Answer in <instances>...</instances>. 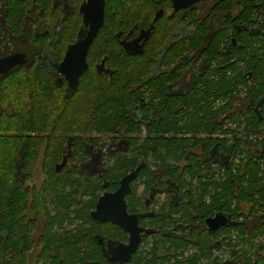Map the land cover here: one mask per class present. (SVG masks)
<instances>
[{"label": "trees", "instance_id": "trees-1", "mask_svg": "<svg viewBox=\"0 0 264 264\" xmlns=\"http://www.w3.org/2000/svg\"><path fill=\"white\" fill-rule=\"evenodd\" d=\"M83 1L69 0V10L60 23L61 32L51 46L52 57L56 62L62 59L66 48L75 42L82 29L79 6ZM239 1V32L232 26L234 21H230L207 40L210 42L208 56L216 60L220 46H225L231 37H235L241 47L232 49L229 57L236 55L238 60L224 67H220V64L210 65L191 93L179 95L174 100L165 97L164 89H157L154 86L155 79H152L150 83L154 82L151 90L165 101L166 107L161 114L160 123L150 124L151 135L147 136L141 149L137 147L140 127L135 122L128 121L125 112L137 104L141 96L138 84L149 75L160 56L158 49L162 47L163 40L174 31V26L169 25L170 19L166 15L155 22L154 32L146 43L142 56L125 54L117 46L115 34L122 32L125 35L129 30L136 31L148 26L159 8L169 9V0H105L104 24L91 46L87 60L90 68L80 78L74 91L66 92L65 82L62 88L57 87L53 80V69L34 64L39 61L37 54L33 55V60L37 61H33L31 66L17 68L6 76L0 75V234L3 236L1 264H26L25 252L32 246L30 230L33 228L31 223H26L23 216L28 206L33 209L41 208L43 195L56 193L61 186L75 184L78 187L81 181H92L88 180V174H82L80 180H73L71 175L66 174L68 172L55 175L51 173L52 168L50 170L45 164V182L38 190L29 187L26 183L33 178L37 156L42 148L47 150L49 157L58 158L67 136L76 141L110 134L131 140L129 144L138 148V155L112 156V166L106 168L104 179L114 181L116 186L120 178L135 169L140 162L146 164L151 153L152 159L160 160L161 163L154 164L155 171L151 174L147 173L149 169L141 172L139 179L144 177L145 181L152 183L154 179L165 175L176 183L178 189L182 190L186 186L191 192L186 197L187 201L183 200L173 207L175 210L172 212L180 214L176 221L194 224L214 215L227 216L232 221V225L224 229L229 241L227 245L242 246L234 255V264H264V239H261L264 237V140L257 139L264 127V102L261 110L253 114L250 110L230 112V102L234 99L232 94L239 87L247 89V95L254 99L257 106L264 99V59L255 55L258 54L257 44L264 48V35L255 39V35L247 29L253 25L255 13H263L264 18V0ZM228 2L230 5H227ZM228 2L221 6L225 12L233 9L232 1ZM1 3H4L5 13L0 17V52L4 50L5 38L10 35L23 37L25 41L38 44V47L40 44L42 48L48 44V36L39 35L41 38L38 39V35L31 33L25 10L33 6L34 11L42 12L47 22L58 20L54 16V0H35L30 3L26 0H1ZM205 29H198V33L190 39V44L175 42L170 49L171 56L167 58L166 66L177 62L186 51H193L204 43ZM260 29L264 32V19ZM157 35L161 37L158 44ZM114 45L117 47H113ZM103 56L107 57V66L114 70L111 82L105 75L94 71V64ZM227 97L229 102L214 111L216 106L213 104ZM173 107L179 108L176 118ZM181 108L183 109L180 110ZM221 112L229 113L226 119L230 118L233 122L241 120L244 123V131L249 135L248 141L237 136V130L225 128L223 122L216 121ZM202 134L207 137L201 138ZM216 134L222 138H211ZM250 136L254 137L252 148L248 143H252ZM77 145H73L74 151ZM153 145L155 146L152 147ZM199 150L201 154L198 155ZM214 150L225 158V163H220L218 171H212L210 166L214 161L209 157ZM201 155L206 157V161L199 159ZM237 156L240 158L238 164H235L233 159ZM171 158H175L177 162L175 167L166 164L167 159ZM229 158L231 159L227 161ZM55 159L52 162L59 160ZM190 161L193 164L188 169L185 164L189 165ZM75 170L77 167L72 171ZM219 172L223 175L222 181L216 178ZM184 173H187L190 180L196 179L197 185L185 182ZM245 205L249 207L248 210H245ZM67 206L68 204L63 205L65 216L57 214L46 218L47 232L39 239L44 247L42 257L45 262L82 264L85 260V264H108L106 260L99 259L98 254L83 259L62 256L59 246L67 245L69 241L64 240L61 243L52 233V229L57 222L67 218ZM77 217L84 218L79 213ZM86 217L90 218L88 214ZM239 217H243V221H238ZM163 218L166 217L162 214L159 219L164 221ZM232 231L241 236L235 244L231 238ZM175 238L170 242L175 252L189 244V239H185L187 237ZM204 238L205 240L201 239L202 247L198 245V255L190 260H177L173 258L174 253L172 264H200L203 258L210 257L212 251L209 243L214 237L208 233ZM87 239L92 241L90 237ZM243 246L247 249H243ZM73 249L71 247L70 251L73 252ZM166 252L169 255V251ZM162 260L164 258L155 259L152 264H162Z\"/></svg>", "mask_w": 264, "mask_h": 264}, {"label": "flooded vegetation", "instance_id": "flooded-vegetation-1", "mask_svg": "<svg viewBox=\"0 0 264 264\" xmlns=\"http://www.w3.org/2000/svg\"><path fill=\"white\" fill-rule=\"evenodd\" d=\"M3 1L5 2L6 0ZM21 1L24 2V0ZM26 1L30 3L35 0ZM230 1H232L233 9L225 12L221 9V6L227 3L228 0H200L193 8L179 11H174L171 0H169V9L164 10L163 8H159L154 13L151 23L148 26L144 28H138V30L136 31H134L133 29L129 30L125 35H122V32H118L115 34L117 46L120 47L125 54L132 56L126 51L128 50L130 52H133L129 49L132 40L138 37L141 31L144 32L141 34L140 42L138 43L142 44L146 39L143 43L142 54H139V56H142L144 54L145 45L154 32L155 22L166 15V17L170 19L168 21L169 25L174 26V31L168 36V38L163 40L164 43L162 44V47L158 49L160 56L153 64L149 75L146 78H143L142 81L138 84L139 93L141 94V96H139L137 104L132 105L127 109L128 111L125 112V116L128 118V121H133L140 127V136L137 140V147H139L140 149L144 145L147 136L151 135L149 132L150 124L160 123V120L162 119L161 114L164 112V109L166 107L165 101L161 100L160 96H158L157 93H153V91L151 90L152 83L154 81V86L157 89H164L165 97L174 100L179 95L191 93L196 87L199 78L210 68V65L214 66L216 64H220V67H224L226 64H232L238 60V56L236 55H234L233 58L229 57V53L232 51V49L235 50L237 47V49H240L241 47L239 42H236L235 37H231L230 42L225 46H220V49L217 51L216 60H212V57L210 58L207 52V48L210 43L207 42V40L209 39V37L219 31L220 28L225 27L227 22L228 25L230 21H234L232 26L234 27L236 32H239L240 30L241 22L237 17L240 1ZM82 3L79 6L80 15V8ZM227 5H230L229 2L227 3ZM32 7L33 6H30L25 10L26 16L28 18L27 20L31 25L30 31L33 35H38V39L41 38V36L39 35L48 36L49 42L44 46V48H42L39 44V50L38 44H31L29 40L25 41L23 37L21 38L10 35L5 38V44L3 46L4 50L3 52H0V61L13 55L21 54L26 57V63H23L22 65L18 64L13 68L8 69L6 73H0V75L6 76L17 68H25L31 66L33 64V61H37L33 60V55L37 54V59H39V61L34 64L50 67L51 69H53L52 72L55 74V78L53 79L55 85L59 88H62L65 82V90L66 92H69L67 82L64 80L63 76L56 71L57 65L61 62L62 59L59 62H56L51 53V46L53 44L52 42L57 38L59 32H61L60 23L65 13H67V11L69 10V0H54V16L58 20L51 22H47L46 19L42 16V12L36 10L35 12ZM159 10L162 11V15L158 18L157 21L153 22L154 16ZM4 11V3H1L0 0V17L4 16ZM193 16L194 18H192ZM263 19V13H255L252 19L253 25L247 28L252 32V35H255V39H257L258 37L262 38V35H264V32L260 29V25L263 23ZM151 25H153V28L150 31L148 38H145V31H147ZM135 28L136 27H134V29ZM204 28H206V33L203 35L204 43L200 44V46L193 51H186L185 53L180 55V58L177 62H174L173 64L171 63L167 67V58L171 56L170 49L171 47L173 48L174 43L182 41L183 43L187 42L186 45L190 44V39H192L193 35L198 33V29L203 30ZM83 29L86 28L83 27L82 24L81 30L83 31ZM99 31L92 44L97 39ZM156 40H158V44L159 41H161V37L157 35ZM92 44L90 45V48L86 55L87 69L80 76V78L84 74H86L90 68L87 60ZM117 46L114 45L113 47ZM256 47L258 49V54L255 55H257L260 59H264V48H261L260 44H257ZM132 48L135 47L132 46ZM139 52H141V50ZM102 60H104L103 67L99 66ZM96 66H99L98 69H100L101 72L97 71ZM4 70L5 68L1 66L0 71ZM94 71L97 74L105 75L106 79L109 82H111L113 79L114 70L107 66L106 56H103L97 63L94 64ZM152 79L155 80L150 83ZM78 85L79 81L77 87ZM76 88L74 90H76ZM246 91V88L239 87L237 92H233L232 95L234 96V99L230 102V106L232 109L230 112L237 113L238 111L247 112L250 110L253 114L254 112L261 110L264 99L261 103H259L260 105L257 106V104L255 105L254 99L250 98L247 95ZM228 102V97L225 99H219L213 104V106H216L214 111H216L220 107L225 106V104ZM178 109L179 108L176 107L173 110V115L175 118L178 116ZM182 109L183 108H181L180 110ZM228 116L229 113L225 114L221 112L220 115H217L216 121L223 122V126H225V128L237 130V136H240L244 140L248 141L249 135H247V133L244 131V123L241 122V120L238 122H233L230 118L226 119V117ZM115 136L116 135L112 134L97 135L95 139L87 140L86 138H83L76 141H73V138L71 136H67L65 144L61 150V155L58 158L49 157L47 150L42 148L41 153H39L37 156V161L39 158L41 159V171L43 176L41 184L46 180V174L44 173L45 164L48 165V168L50 170L52 168L51 173L55 175L64 174L62 172H68L66 174L71 175L73 180H80L82 178V174H88V180L92 181H89L87 183L81 181V185L78 187L75 184L66 187L61 186L58 188L56 193L43 195L44 202L41 204V208L33 209V207L31 206L27 207V209L23 213V216L25 217L26 223H31L33 225V228L30 230V242L32 243V246L28 251L25 252L26 264H48L42 257L44 253V247L41 243H39V239L41 236L43 237L44 233L47 232V216H55L57 214L65 216V209L63 207L64 204H68L67 218L62 220L61 222H57L52 229V233L61 241V243H63L62 241L64 240L69 241V244L59 246L60 253L64 257L76 256L78 259H83L93 257L98 254L99 259L106 260L108 264H119L118 262L112 261V258L122 257L121 253L123 251L120 249V246H127L130 242L131 236H133V239L135 240V242H137V244L134 252L131 253L130 259L124 264H152L153 261L158 258H164V260L160 262L162 264H172L173 258H176L177 260H190L195 255H198V245L202 247L201 239L205 240L204 237L208 233H210L214 237L211 243H209L212 254L210 257L203 258L200 264H234V255L237 253V250H240V248L242 249V246L238 244L237 247H228L227 245L229 241L227 240L224 229L232 225V221L230 218L223 215L227 220V226L220 227L214 233L210 232L207 229L205 220L208 218H213L216 215L207 217L202 221H198L194 224H182L181 222L176 221L177 219H179L180 214H176L172 211L175 210L173 207H176L177 204H180L183 200L187 201L186 197L191 193L190 191H188V188L185 186V188H183L182 190L178 189L176 187V183H173L172 180L165 175L154 179L152 183L145 181L144 177L139 179L141 172H145L149 169V172L147 173L151 174L153 173V171H155L154 164L161 163L160 160H153L151 153L146 164L140 162L137 165V167L140 166L137 177L135 180L130 182L129 190L123 197L127 215L136 217L135 226H133L132 220H126V231L110 221L102 223L94 220L91 217V213L95 210L98 199L104 194H114L118 190L122 178L137 168L136 167L135 169L124 174L120 178L116 186L114 185V181H108L107 179H104V174L107 170L106 168L112 166V156L121 155L132 157L133 155H138V148L136 146H130L131 140L118 138ZM200 137L206 138L207 136L202 134ZM211 138L217 139L222 138V136L216 134L212 135ZM250 139L252 140V143H248L249 147L252 148L254 146V137L250 136ZM257 139L264 140V127L261 136ZM75 143L78 144L76 151H74L73 149V145ZM154 146L155 145H153L152 147ZM197 154H201L200 150ZM55 158L59 160L56 162H52ZM209 158L211 159V161H214L210 165L212 171H218L217 169L220 168V163H225L224 156H222L220 153H217V151L215 150L210 153ZM239 158L240 156H237V158L233 159V162L235 164H238ZM199 159L206 161V157H203V155L199 156ZM230 159L231 158L227 159V161H229ZM167 163L168 166L169 164H172V166L174 167L177 165L175 158L167 159L166 164ZM191 164L193 163L190 161L189 165H185H187L189 169V166H191ZM75 167H77V170L72 171L73 169H75ZM79 168H82V170H79ZM183 176V178H185L186 180L185 182H191L193 186L197 185L198 181L196 179L190 180L187 173H184ZM216 178L218 179V181H222V173L219 172ZM26 184L29 187H34L31 186L28 182ZM40 186L35 189L38 190ZM31 197L32 196H30V199ZM206 202L208 203V199H206ZM91 206H93L92 209H90ZM118 206L119 200L115 199L112 201L110 209L117 208L118 213L120 212ZM245 208V210L249 209L247 205H245ZM78 213L84 216V218H78ZM87 214L90 218L86 217ZM162 214L164 215V217H166L165 219L163 218L164 221H161V219H159L160 217H162ZM113 215L114 213L111 214V216ZM242 219L243 217H239L237 220L243 221ZM248 224L252 225V223ZM87 237H90L92 241L90 242V239H87ZM175 237H187L185 239H189V241L187 242L189 244L175 252V249L171 247L172 240H175ZM2 238L3 236L0 234V264L2 262ZM231 238L233 239V243L235 244L236 242H238L241 236H239L237 232L232 231ZM261 239H264V237H262ZM255 241L256 240H254V242ZM71 247H74L73 252L70 251ZM243 249H247L246 246H243ZM166 251H169V255ZM173 254L174 257L172 258ZM85 263V260H83L82 264ZM88 264H96V262H89Z\"/></svg>", "mask_w": 264, "mask_h": 264}, {"label": "water", "instance_id": "water-1", "mask_svg": "<svg viewBox=\"0 0 264 264\" xmlns=\"http://www.w3.org/2000/svg\"><path fill=\"white\" fill-rule=\"evenodd\" d=\"M199 1L200 0H171V4L174 11H179L193 8ZM104 3L105 0H84L81 5L80 12L82 15L83 27H85L86 29H83V31H79L76 41L67 47L61 62L57 65L56 71L61 74L64 80L67 82V87L69 91L74 90L77 87L80 76L87 69V52L93 40L95 39L99 29L103 25ZM161 15L162 11L159 10L155 14L153 22L157 21ZM152 28L153 25H151L149 29L145 31V38H148V35ZM142 33L144 32L141 31L140 35L132 40L130 48L128 47L133 52H130L128 50L126 51L132 56L142 54L143 43L146 40L145 39L142 44H138L140 42V36ZM132 46H134L135 48H132ZM140 50L141 52H139ZM23 63H26V57L21 54L13 55L6 59H2L0 61V67H4L5 70L0 71V73H6L8 69H11L18 64L22 65ZM103 63L104 60L101 61V64L99 66L103 67ZM99 66H96V69L98 72H101V70L98 69ZM139 170L140 166H138L134 171H132L128 175L124 176L120 182L118 190L114 194H104L98 199V202L95 206V210L91 213V217L94 220L102 223L110 221L115 225L120 226L126 231V220H132L133 226H135L136 217L127 215L123 197L129 190L130 182L136 179ZM115 199L119 200L118 207L120 209V212L118 213L117 208L110 209L111 203ZM113 213L114 215L111 216V214ZM205 224L207 225V229L210 232L214 233L220 227H226L227 220L223 215H216L213 218L206 219ZM136 244L137 242H135L133 236H131L130 242L127 246H120V249L123 251L121 253L122 257H113L112 261L118 262L119 264H124L128 262L131 253L134 252Z\"/></svg>", "mask_w": 264, "mask_h": 264}, {"label": "rangeland", "instance_id": "rangeland-1", "mask_svg": "<svg viewBox=\"0 0 264 264\" xmlns=\"http://www.w3.org/2000/svg\"><path fill=\"white\" fill-rule=\"evenodd\" d=\"M40 158L38 159L36 166L34 168V175L33 178L28 181V183L31 186H34L35 188H38L43 180V176H42V171H41V162H40Z\"/></svg>", "mask_w": 264, "mask_h": 264}]
</instances>
